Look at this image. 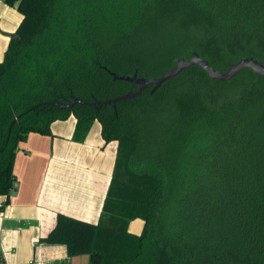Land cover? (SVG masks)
Instances as JSON below:
<instances>
[{
	"label": "trees",
	"instance_id": "1",
	"mask_svg": "<svg viewBox=\"0 0 264 264\" xmlns=\"http://www.w3.org/2000/svg\"><path fill=\"white\" fill-rule=\"evenodd\" d=\"M3 1L23 20L0 64V212L20 143L73 115L76 142L95 121L118 142L113 178L99 223L59 214L41 242L89 264H264L263 78L194 66L153 95L62 108L137 91L117 77L157 78L194 53L217 70L264 63V0Z\"/></svg>",
	"mask_w": 264,
	"mask_h": 264
},
{
	"label": "crops",
	"instance_id": "2",
	"mask_svg": "<svg viewBox=\"0 0 264 264\" xmlns=\"http://www.w3.org/2000/svg\"><path fill=\"white\" fill-rule=\"evenodd\" d=\"M8 8L0 4V54L16 33L11 35L14 30L2 13L15 12ZM76 126L72 115L51 125L52 136L31 133L20 143L14 163L18 189L0 212L3 264H89L87 255L70 257L66 245L41 242L59 214L94 224L102 217L119 144L104 140L98 121L78 143Z\"/></svg>",
	"mask_w": 264,
	"mask_h": 264
},
{
	"label": "water",
	"instance_id": "3",
	"mask_svg": "<svg viewBox=\"0 0 264 264\" xmlns=\"http://www.w3.org/2000/svg\"><path fill=\"white\" fill-rule=\"evenodd\" d=\"M174 63V67L166 70L162 76L157 78L146 79L144 77H139L137 74L128 77H117V79L119 80L128 81L139 86V89L137 91H132L125 95L103 102L86 103L80 99H76L71 101V103L63 105L62 108L72 109L77 105L93 107L98 106L99 108H101L103 106L113 104L115 105L118 102L126 100H136L137 98L141 97L144 92H146L150 87H152L151 94L153 95L157 91H159L167 82L179 77L186 70L194 66H198L203 69L213 81H219L223 83L231 82L246 71H252L254 74L264 79V63L252 57L240 59L239 61L231 64L227 70H217L213 68L211 64L207 60L203 59L198 53H194L193 57L189 59H176Z\"/></svg>",
	"mask_w": 264,
	"mask_h": 264
},
{
	"label": "rangeland",
	"instance_id": "4",
	"mask_svg": "<svg viewBox=\"0 0 264 264\" xmlns=\"http://www.w3.org/2000/svg\"><path fill=\"white\" fill-rule=\"evenodd\" d=\"M0 4L1 5H5V1H0ZM7 6H9L8 4H6ZM11 9H13V11L15 12H12V11H2V13L4 14V18L5 20L7 21L8 23V26H11V27H8V28H11L14 30L12 34L15 33V31H17L19 25L21 24L22 20H23V15L21 14V12L18 10V8L16 6L14 7H11L9 6ZM8 8V9H10ZM19 17V19H18ZM10 38H9V41H8V44L7 46L6 45H3L2 49H3V53L1 52L0 54V64L4 62L5 60V55H6V52H7V49L10 45ZM144 226H145V222L141 219H137L135 220L131 227H130V232L132 234H136V235H140L143 230H144Z\"/></svg>",
	"mask_w": 264,
	"mask_h": 264
},
{
	"label": "built area",
	"instance_id": "5",
	"mask_svg": "<svg viewBox=\"0 0 264 264\" xmlns=\"http://www.w3.org/2000/svg\"><path fill=\"white\" fill-rule=\"evenodd\" d=\"M17 189H18V184L15 183L14 187H13V190H12V193L15 194ZM3 262H4V259L2 258V256H0V264H3Z\"/></svg>",
	"mask_w": 264,
	"mask_h": 264
}]
</instances>
